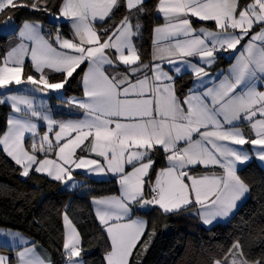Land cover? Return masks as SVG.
Here are the masks:
<instances>
[{
  "label": "snow or ice",
  "instance_id": "obj_1",
  "mask_svg": "<svg viewBox=\"0 0 264 264\" xmlns=\"http://www.w3.org/2000/svg\"><path fill=\"white\" fill-rule=\"evenodd\" d=\"M20 7L58 23L46 31L37 20L24 21L11 33L14 46L0 57V89L31 86V94L0 98L12 109L0 151L24 177L42 173L67 185L83 169L117 179L119 195L93 200L109 242L106 264H133L147 231L146 221L135 216L138 208L193 210L205 225L232 213L249 190L237 164L252 158L233 146H258L255 154L264 161V0H158L164 23L153 29L149 63L135 43L145 0H58L56 12L51 0H0V15ZM193 18L202 26L194 28ZM12 24L8 16L0 27ZM229 50L234 62L214 78L206 68ZM26 62L36 75L23 76ZM183 71L194 80L182 96L175 84ZM49 73L60 80L53 82ZM76 76L83 96L68 104L82 118L57 120L34 94L61 90ZM161 159L165 165L157 167ZM63 221L65 264H84L80 234L67 213ZM0 237V246L19 242L16 264H52L19 232L0 231ZM0 264L12 261L0 254ZM214 264H264V257L250 261L236 241Z\"/></svg>",
  "mask_w": 264,
  "mask_h": 264
},
{
  "label": "trees",
  "instance_id": "obj_2",
  "mask_svg": "<svg viewBox=\"0 0 264 264\" xmlns=\"http://www.w3.org/2000/svg\"><path fill=\"white\" fill-rule=\"evenodd\" d=\"M157 1L145 0V11L139 19L140 35L135 39L145 63L150 62L152 29L162 22L156 10ZM57 3L58 0H51V12L57 11ZM122 14L123 10L117 16ZM8 16L12 17L15 27L26 20H37L47 31L58 23L48 14L20 7L0 15V25ZM59 23L63 24L61 31L69 37L64 22ZM194 23L202 25L196 20ZM10 35H0V57L3 55V44ZM225 55L224 51L220 53L215 66L223 67L231 61ZM27 75H36L28 62L23 70V76ZM52 79L58 82L60 76ZM192 80L188 74L177 77V93L182 96L187 93ZM63 93L67 98L81 97L80 76L71 79L63 88ZM10 111L7 104H0V134L5 131ZM30 141L27 140L29 144ZM164 165L161 159L157 167ZM203 171L200 167L197 169V173ZM237 174L247 184L248 195L224 223L204 227L190 210L163 214L152 206L139 211L138 215L147 221L148 233L153 239L142 258H136L134 251L133 264H214L216 260H223L236 241L241 242L244 254L250 261L264 257V168L251 160ZM75 175L82 180L75 190L63 188L60 182L35 172L24 177L20 174V168L0 151V228L20 232L35 241L49 252L52 264H65L62 217L67 213L80 234L84 264H106L104 257L109 242L94 215L91 200L117 195L118 182L115 178L94 180L78 173Z\"/></svg>",
  "mask_w": 264,
  "mask_h": 264
},
{
  "label": "crops",
  "instance_id": "obj_3",
  "mask_svg": "<svg viewBox=\"0 0 264 264\" xmlns=\"http://www.w3.org/2000/svg\"><path fill=\"white\" fill-rule=\"evenodd\" d=\"M157 3H158V1H157ZM156 10H157V6H156ZM158 13V12H157ZM158 16L162 19V22L159 24V25H162L163 23H164V20H163V18H162V16L160 15V14H158ZM194 21H195V18H193V27L194 28H199V27H201L202 25L201 24H195L194 23ZM60 22V21H59ZM61 22H64V21H61ZM204 23H208V24H211L210 26L209 25H206V24H203V26L204 27H208V28H213L214 27V25H213V23L212 22H204ZM20 25H22V24H20ZM19 25V26H20ZM64 25H65V27L67 28V30H68V34H69V37H71V35H72V31H71V29H70V27L68 26V24L66 23V22H64ZM11 25H9V26H7L6 28H9V31H8V33H6V34H11L15 29H17L18 27H15V25H13L12 24V26L10 27ZM156 27V26H155ZM154 27V28H155ZM5 28V29H6ZM153 28V29H154ZM153 29H152V32H151V50H150V61H151V58H152V50H153V36H154V33H153ZM16 40V36L15 35H10V36H8L7 37V39H6V41L4 42V44H3V55H2V57L3 56H5V54H6V52L12 47V46H14V44H13V42ZM224 52H229L230 54L232 53V52H230V50L229 51H224ZM231 55H233V54H231ZM232 59H231V61L228 63V64H226L225 66H223V67H218V66H215V64H213L211 67H209V68H206V71L207 72H209L214 78H216V77H218L219 76V74L221 73V72H224V73H226L227 72V70L229 69V67L231 66V64L234 62V60H233V56L231 57ZM29 64H30V62H28ZM31 65V64H30ZM31 67H32V65H31ZM32 69H33V67H32ZM34 70V69H33ZM35 72V71H34ZM184 74H188V75H190L191 77H192V79L194 80V77H193V75H192V73L190 72V71H183V74L182 75H184ZM49 75L51 76V77H54V76H57V75H59V74H55V73H49ZM182 75H179V76H177V77H180V76H182ZM176 77V78H177ZM193 80H192V84H191V87L193 86ZM190 87V88H191ZM9 89L11 90V92L9 91ZM81 89H82V86H81ZM12 92H14V93H21V92H23V93H26V94H31V86H25V85H19V86H17V85H10L9 86V88L8 89H0V98H3L4 96H6V95H8V94H11ZM35 96H36V98H37V103H40V101L41 100H43V102H44V105H45V107L50 111V113H51V115H53V117L55 118V119H57V120H67V119H79V118H82V112L81 111H79V110H76V109H72V108H70L69 107V104H68V100L70 99V98H72V97H65L64 96V93H63V89H61V90H58V91H49L46 95H41V94H39V93H35L34 94ZM82 96H83V92H82ZM81 96V97H82ZM79 98V97H78ZM5 104H7V103H5ZM9 107H10V105L9 104H7ZM10 109H11V107H10ZM12 115V109H11V111H10V113H9V115H8V118H7V121H8V119H9V117ZM7 122H6V128H5V131L7 130ZM244 127V129H242V130H246V129H248V125L247 124H241V127ZM43 130H44V128L43 127H41V132H43ZM4 131V132H5ZM249 132H250V129H249ZM246 135V134H245ZM28 139H30V136H26V140H28ZM30 143H31V141H30ZM4 153V152H3ZM5 154V153H4ZM5 156L8 158V160L13 164V165H15V163H14V161H12L11 160V158L10 157H8L6 154H5ZM15 166H17V165H15ZM18 168H19V166H17ZM242 166H241V164H237V171L241 168ZM200 168H202L203 169V167H200ZM217 171H219L218 169H217ZM80 174V175H82V176H84V177H87V178H91V179H94V180H108V179H113V178H115L114 176H112L111 174H94V173H89V174H84L85 173V170H83V169H79V170H75L74 172H73V181L71 182V183H69V184H65V183H63V182H60V181H57V182H60L61 183V186L63 187V188H66V189H68V190H75V189H77L79 186H80V184L82 183V180H79L77 177H76V175L75 174ZM38 174H41V175H44V176H46L47 178H49V179H51V180H53L51 177H48L46 174H42V173H38ZM197 174H201V173H197ZM116 179V178H115ZM117 180V179H116ZM53 181H55V180H53ZM118 182V181H117ZM75 185V187H73L72 185ZM119 192H120V189H119V184H118V194L117 195H119ZM247 194H248V192L247 193H245V195L243 196V197H241V199L239 200V201H237V206H236V208L232 211V213H230L229 214V216H232L233 215V213H234V211L239 207V205L241 204V201L243 200V198H246V196H247ZM117 195H114V196H117ZM108 197H112V196H107V197H102V198H108ZM96 199H99V198H96ZM93 200L94 199H92L91 200V206H92V209H93V212H94V215H95V217H96V206L93 204ZM150 207H147V208H143V209H140V208H138V210L135 212V216L136 217H140V218H142L143 220H145L143 217H141L140 215H138V212L139 211H141V210H146V209H149ZM159 209V208H158ZM160 210V209H159ZM161 211V210H160ZM162 212V211H161ZM163 213V212H162ZM190 213L192 214V215H195L194 214V212H193V210H190ZM164 214V213H163ZM228 216V217H229ZM198 217V216H197ZM228 217H226V218H228ZM199 218V222L201 221V218L200 217H198ZM96 219H97V217H96ZM221 220H223V221H221ZM225 217H222V218H219V219H217V220H215V221H213L214 222V224H216V223H223V222H225ZM97 221H98V219H97ZM146 221V220H145ZM98 223H99V221H98ZM146 224H147V221H146ZM201 224V223H200ZM62 225H63V240H64V237H65V226H64V221H63V217H62ZM99 225H100V223H99ZM101 226V225H100ZM102 227V226H101ZM0 231H4V232H7V231H13V230H7V229H3V228H0ZM13 232H17V231H13ZM20 233V232H19ZM105 233V232H104ZM21 234V233H20ZM23 237H25L26 239H28L29 241H31L29 238H27L25 235H23V234H21ZM106 235V234H105ZM153 236L150 234V233H148V225H147V231H146V234H145V236L144 237H142V240H141V242L137 245V248L135 249L136 250V258H142L143 257V255H144V253L146 252V250L148 249V247H149V245L151 244V242H152V238ZM0 240H3V237H0ZM36 245V249H37V251L42 255V256H46L48 259H50V261H51V256H50V254H49V252L47 251V250H45L44 248H42L41 246H39V245H37V244H35ZM18 250H21V246H20V244H19V242L17 241L15 244H10L9 246H0V254H3V255H5V256H7V257H9L10 259H11V261H12V264H16V258H17V251ZM134 250V251H135ZM228 254H229V252L225 255V257L226 256H228ZM224 259V258H223Z\"/></svg>",
  "mask_w": 264,
  "mask_h": 264
},
{
  "label": "rangeland",
  "instance_id": "obj_4",
  "mask_svg": "<svg viewBox=\"0 0 264 264\" xmlns=\"http://www.w3.org/2000/svg\"><path fill=\"white\" fill-rule=\"evenodd\" d=\"M12 26V25H11ZM10 26V27H11ZM6 27H0V35H5L6 33H8V31H9V28H6ZM231 52V51H230ZM231 54H233V53H231ZM229 52H226V58H231L233 55H231ZM232 59V58H231ZM227 73V72H226ZM261 90H264V89H261ZM242 129H244V127L242 126ZM249 126H248V129H246V130H243L244 131V133L246 134V136H251L252 135V133H251V131L249 132ZM233 147H236V148H238V149H242V150H244V151H246L249 155H250V157H252L249 161H251V160H255V161H257L263 168H264V161H260L259 159H258V157L256 156V154H255V148L256 147H258V146H252V145H250V144H245V145H243V146H233ZM249 161H247V162H249ZM246 162V163H247ZM246 163H244V164H241V166H243V165H245ZM248 195V194H247ZM247 197V196H246ZM246 198H243V200L241 201V204L244 202V200H245ZM240 204V205H241ZM239 205V206H240ZM236 211V210H235ZM234 211V212H235ZM228 217V216H227ZM230 217L231 216H229L228 218H226L225 217V222L226 221H228L229 219H230ZM199 219V218H198ZM221 221H223V220H221ZM200 223H201V225L202 226H204V227H210V226H212V225H214V222L211 224V225H205V224H203L202 223V220L200 221ZM224 223V222H223Z\"/></svg>",
  "mask_w": 264,
  "mask_h": 264
},
{
  "label": "built area",
  "instance_id": "obj_5",
  "mask_svg": "<svg viewBox=\"0 0 264 264\" xmlns=\"http://www.w3.org/2000/svg\"><path fill=\"white\" fill-rule=\"evenodd\" d=\"M220 53H221V52H219V53L217 54V57L220 55ZM215 63H217V59H216V62H215Z\"/></svg>",
  "mask_w": 264,
  "mask_h": 264
}]
</instances>
